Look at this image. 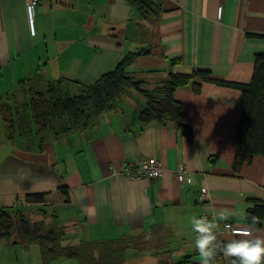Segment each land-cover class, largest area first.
Returning <instances> with one entry per match:
<instances>
[{
    "label": "crops",
    "instance_id": "crops-1",
    "mask_svg": "<svg viewBox=\"0 0 264 264\" xmlns=\"http://www.w3.org/2000/svg\"><path fill=\"white\" fill-rule=\"evenodd\" d=\"M26 1L0 0V99L22 103L33 78L90 83L112 70L123 54L147 44L154 45V54L136 65L156 69L153 77L203 69L213 79L247 83L254 55L264 53V0H148L160 5L154 23L139 16L133 0H37L33 34ZM173 98L182 105L179 121L190 133L173 123L141 124L145 99L135 90L91 129L45 145L38 143L33 127L27 140L16 130L7 138L0 119V210L18 206L37 216L41 208L64 226L71 242L145 235V247L127 248L121 264H199L191 217L202 211L212 217L221 211L242 213L254 203L264 204V155L235 162L241 116L237 88L194 75ZM147 157L160 163L157 178L112 173L124 159ZM180 168L183 181L176 176ZM35 192L47 193L44 205L24 203L25 194ZM219 221L249 227L243 215ZM258 223L261 231L252 235H264V218ZM10 241L0 240V264H11L6 261ZM31 248L18 249L16 264H41L38 248L37 257L30 256ZM232 258L217 250L214 264H230ZM51 264L77 261L61 258Z\"/></svg>",
    "mask_w": 264,
    "mask_h": 264
},
{
    "label": "trees",
    "instance_id": "trees-1",
    "mask_svg": "<svg viewBox=\"0 0 264 264\" xmlns=\"http://www.w3.org/2000/svg\"><path fill=\"white\" fill-rule=\"evenodd\" d=\"M133 2L141 18L149 23L156 21L160 12L159 4L148 0ZM154 49V45L147 44L135 51L126 52L112 70L103 72L90 83L63 78L31 79L22 103L10 97L0 99V119L6 137L10 138L12 131L16 130L23 140H27L33 127L38 143L45 145L63 134L89 130L101 114L117 107L123 95L130 90L139 92L145 99L138 113L141 124L151 121L173 123L183 132L190 133V129L179 121L182 105L173 98V92L192 76L198 75L202 80L240 91L241 116L235 135V162L264 155L263 52L254 55L249 82L239 83L213 79L210 72L203 69H196L191 74L169 70L164 76L153 77V74H157L154 72L156 69L137 68L136 62L141 57L153 55ZM175 61L171 59L170 63ZM149 83L153 84L151 88L143 87V84ZM192 86L195 91L199 90L198 82L193 81ZM46 201L47 193L44 192L27 193L24 196L25 204L44 205ZM37 210V214H40L37 216L18 206L0 210V240L10 241L14 236L16 238L9 243L18 249L37 245L41 264H51L61 258H74L77 264H121L127 248L141 249L147 242L145 235L71 242L65 234L64 226L55 217H47L41 208ZM245 212L255 215L258 226V221L264 218V204L254 203ZM230 264H237L235 257L230 260Z\"/></svg>",
    "mask_w": 264,
    "mask_h": 264
},
{
    "label": "clouds",
    "instance_id": "clouds-1",
    "mask_svg": "<svg viewBox=\"0 0 264 264\" xmlns=\"http://www.w3.org/2000/svg\"><path fill=\"white\" fill-rule=\"evenodd\" d=\"M190 180V178H189ZM227 215H243L249 220L244 235H234L231 239L220 241L217 238L218 221ZM191 227L196 233L194 245L199 254V264H214L217 250L225 257H235L237 264H264V235H252L261 231L256 225L255 215L246 212H218L213 218L192 216Z\"/></svg>",
    "mask_w": 264,
    "mask_h": 264
},
{
    "label": "built area",
    "instance_id": "built-area-1",
    "mask_svg": "<svg viewBox=\"0 0 264 264\" xmlns=\"http://www.w3.org/2000/svg\"><path fill=\"white\" fill-rule=\"evenodd\" d=\"M37 0H27L25 3V17L29 32L33 34L35 32L34 26V11ZM222 11V5H218L216 8V15L220 18ZM123 173L129 178L136 179L140 177L157 178L161 173V166L159 161L155 157H147L138 161L122 160L117 167L112 170L113 174ZM176 176L178 180L183 181L185 179V169L180 168L176 170ZM203 196V193H201ZM199 216H207L212 219V215L206 211H202ZM244 229L229 221H218L217 236L222 234H244Z\"/></svg>",
    "mask_w": 264,
    "mask_h": 264
},
{
    "label": "rangeland",
    "instance_id": "rangeland-1",
    "mask_svg": "<svg viewBox=\"0 0 264 264\" xmlns=\"http://www.w3.org/2000/svg\"><path fill=\"white\" fill-rule=\"evenodd\" d=\"M151 28V27H150ZM149 28V29H150ZM153 30H154V28L153 29H150V31L151 32H153ZM141 67H142V64L140 65ZM135 76V75H134ZM139 76V75H138ZM140 77V76H139ZM31 249H33V251H32V253L30 254V256H32L33 254H35L36 255V257L38 256V252H37V245H35V244H31ZM14 250L16 251V252H14ZM8 257H7V260L6 261H8L9 263H11V264H16L17 262H18V259L17 258H19L20 257V254L18 253V248H14V247H11V250H8V255H7ZM7 262V263H8Z\"/></svg>",
    "mask_w": 264,
    "mask_h": 264
}]
</instances>
